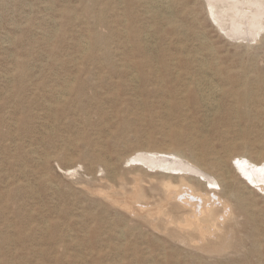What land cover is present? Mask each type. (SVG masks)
<instances>
[{
	"label": "rangeland",
	"instance_id": "obj_1",
	"mask_svg": "<svg viewBox=\"0 0 264 264\" xmlns=\"http://www.w3.org/2000/svg\"><path fill=\"white\" fill-rule=\"evenodd\" d=\"M250 41L207 0H0V264H264V189L232 158L264 159ZM153 151L219 184L133 160ZM170 186L222 203L188 225Z\"/></svg>",
	"mask_w": 264,
	"mask_h": 264
},
{
	"label": "bare ground",
	"instance_id": "obj_2",
	"mask_svg": "<svg viewBox=\"0 0 264 264\" xmlns=\"http://www.w3.org/2000/svg\"><path fill=\"white\" fill-rule=\"evenodd\" d=\"M207 1H208L209 11H210V14L212 15L213 19L219 24V26L222 30L226 31V34L229 37H232L234 39H244V40L248 39V41H250V40L254 41L255 39H257L259 34L264 30V0H207ZM219 2H221V6H219ZM88 48H89V46H88ZM209 80H211V79H209ZM207 86H209V85H207ZM203 89H205V88H203ZM206 89H207L206 95L202 93L201 89H199V91H201L200 93L205 95V97H202V99L205 103L204 105H206V107L209 106L210 108L214 107L216 105V102H215L217 100L216 95H217V91L219 88L217 86H215V84H214V85H210L209 88L207 87ZM232 158L234 159V161H237L236 163H238V165H239L238 167L240 168L242 173L251 182L262 183L261 188L264 189V159H262L261 162L257 163V162H254V160H252V158H250L245 153H240L238 155L233 156ZM133 160L136 162L142 161L144 164H146L152 170L161 169L167 173L172 172V171H175L177 173L189 171L192 173H196L199 176L205 178L207 180V182L211 185L212 184H215V185L219 184L218 178L216 176H214V174L209 172L208 168H206L209 164H207V160L203 159V157H202V159L200 158V160H199V159L188 158L183 153L178 152V151H174V152L166 151V153H163L160 151H153L150 155H148L145 152H141L139 154H136V155H134ZM137 186H138V184H137ZM185 188L183 191H179L178 188L170 186V188H169L170 192L169 193H170V196H172L173 198L174 197L179 198L181 201H183L185 204H187L188 206H190L193 209V214L187 217V224L188 225L197 224L199 219H200L199 216L205 215L210 211V209H211L210 206L212 203H215V204L222 203V201L218 197L213 199V194H212L211 199L208 197H204L203 195H200V194H199L200 196L197 197L195 195V193L192 192L193 190L190 187H188L189 189H187V188L185 189ZM169 193H167V194H169ZM108 195L110 197V194H108ZM127 196H128V194H127ZM132 196L134 197V195H132ZM132 196H131V198H132ZM118 198L119 197H117V199L115 198L116 203L118 201ZM126 198H124V199H126ZM134 198H136V197H134ZM120 201H121V199L119 200V203H117V204H120ZM128 201H130V200H128ZM196 201H198V203H196ZM130 203L131 202L126 203V205L128 207L127 210H129V209L133 210L134 209L133 208L134 206L132 207V205H134L135 202L132 205ZM121 204H122V202H121ZM135 205L138 206V210L145 208V206L142 205L140 202L138 204H135ZM122 206H124V204ZM228 206L229 205L226 206L227 213H229L228 212L229 211ZM123 208H125V207H123ZM157 210H158V208H157ZM224 211H225V209H224ZM132 213L136 214V211H134V212L132 211L130 214H132ZM227 213L225 212V214H227ZM158 214L160 215L161 213H158ZM157 217H160V216H157ZM167 220H166V222H167ZM154 224H156V222L153 223V225ZM199 228L202 232H205L206 230H208L204 224H199ZM182 229H183V226H182ZM213 234H214V232H213ZM200 238H202V237H200Z\"/></svg>",
	"mask_w": 264,
	"mask_h": 264
}]
</instances>
